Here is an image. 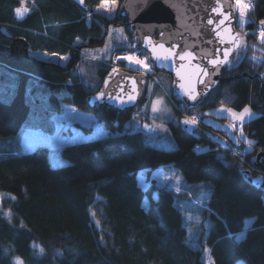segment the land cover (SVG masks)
Returning <instances> with one entry per match:
<instances>
[{
    "label": "trees",
    "instance_id": "trees-1",
    "mask_svg": "<svg viewBox=\"0 0 264 264\" xmlns=\"http://www.w3.org/2000/svg\"><path fill=\"white\" fill-rule=\"evenodd\" d=\"M21 1L10 0L7 5L0 0V81L9 70L20 78L10 99L0 96V136H5L0 143V191L14 196L3 199L13 212L12 220L0 213V264H15L14 255L22 256L25 264H206L207 246L214 264H242V260L264 264V155L260 172L249 164L264 151V40L259 37L264 0H253V6L246 7L245 26L237 18L240 47L200 102L187 108L172 76L155 70L145 81L141 104L125 112L94 107L88 100L101 87L109 64L99 62L101 84L96 89L86 85L77 66L84 61L83 50L105 45L110 26L124 28L132 40L118 53L135 51L131 22L118 12L109 16L95 10L100 0H87L92 6L89 12L71 0H31L27 5L35 11L18 21L14 8ZM39 50L60 53L68 61L43 58ZM119 63L128 69L124 59ZM158 72L169 75L171 89L165 92L178 115V121L170 123L176 141L170 148L147 143L145 131L127 126L147 98L148 81L160 85ZM29 90L40 94L28 99ZM65 104L95 114L107 134L66 143L61 153L69 162L63 165L52 164L47 145L24 151L25 130L55 132L54 115L62 113ZM218 105L236 109L250 105L258 112L242 124L254 142L249 150L243 141L238 147L245 158L213 142L203 126L193 134L183 128L184 109L202 113ZM31 113L33 124L25 129ZM74 124L86 134L93 131L92 125ZM159 166H171L183 180L201 184L195 189L198 193L210 191L204 210L213 221L200 246L187 242L179 205L194 195L187 189L159 186L152 176ZM247 168L254 176L262 174V181L248 178ZM143 170L150 182L146 188L138 179ZM249 217L253 220L247 223Z\"/></svg>",
    "mask_w": 264,
    "mask_h": 264
},
{
    "label": "water",
    "instance_id": "water-1",
    "mask_svg": "<svg viewBox=\"0 0 264 264\" xmlns=\"http://www.w3.org/2000/svg\"><path fill=\"white\" fill-rule=\"evenodd\" d=\"M71 2L84 12L92 10L87 0ZM34 11V7L20 4L14 8V18L24 20ZM118 15L131 22L134 46L147 54L154 70L172 76L173 87L187 108L200 102L221 78L238 50L236 45L241 44L232 0H123ZM225 50H231L227 61L213 64L212 61L225 60ZM186 51L191 55L182 57ZM148 75L144 70L114 69L88 100L94 107L105 105L118 112L135 108L143 101ZM181 124L192 134L200 126L205 127L213 142L224 149H230L231 144L243 146L237 126L213 114H204L200 123L184 117ZM262 155L264 151L258 152L251 162L260 165ZM244 173L255 183L263 179L262 174L254 176L248 168Z\"/></svg>",
    "mask_w": 264,
    "mask_h": 264
},
{
    "label": "rangeland",
    "instance_id": "rangeland-1",
    "mask_svg": "<svg viewBox=\"0 0 264 264\" xmlns=\"http://www.w3.org/2000/svg\"><path fill=\"white\" fill-rule=\"evenodd\" d=\"M29 1L31 0H22L23 4H27ZM120 5L121 3H119V0H100L99 4L95 6V10H99L104 14L113 16L116 12H118ZM233 5L237 12V18L239 22L242 26H245L248 20L246 7L241 8L238 6L237 0H234ZM241 5H245L242 0ZM241 11L244 13L243 16H241ZM240 39L242 42V38ZM131 41V38L128 36L124 28L110 26L106 43L103 47L88 48L83 50L84 56L82 59L84 61L78 64L77 72L90 89H96L101 84V75L98 70L100 66L99 62L106 63L107 60H110L114 55L120 57V59H124L128 69H134V71H147L149 69L150 66L146 61H143V63H136L137 58L132 52H121L118 54V49L126 48V46L129 45ZM37 53H39V56L49 60L59 61L62 63H66L68 61V57H65L64 55H61L57 52L39 50ZM181 56L183 57V55ZM126 57H132L134 59H126ZM163 72H158L156 76L159 79L160 85L157 86L151 81H148L149 89L147 92V98L143 105L127 122V126L129 129H140L145 131L147 143L170 148L176 146V141L170 128V123L177 122L178 115L175 106L170 101L165 92V90L169 91L171 89L168 75L169 73L166 74ZM13 75L14 77H12ZM19 79L15 77V71L9 70L8 76H4L2 81H0V96L5 99H10L19 85ZM35 92L36 90H29L27 92V98L29 97L28 99H30V97L39 96L38 94H40V92ZM40 107L41 103L39 109ZM245 108L249 109L250 115L245 114L243 119L236 118L239 117ZM208 113L218 117H225L226 120L234 123L237 126L239 138L245 143V149H251V146H249L247 142L252 141V138L245 133L242 124L258 115V112L252 108V106L246 105L242 109H236L227 105H218L202 112V114ZM32 114L33 113L29 115V118L24 123L25 129L30 127L29 125L33 124ZM94 115L92 114V116ZM89 117L90 115L87 113V111H84L77 106H70L68 112L65 115H54V120L57 126L55 132L47 133L43 129L32 130L31 128H28V130L25 131L22 139V149L24 151H28L37 144L47 145L50 148V159L53 165L67 164L69 160L61 153V148L66 143L85 139L88 136L102 137L103 135L107 134L106 129L99 122L92 124L93 131L90 134H86L82 129L74 124L76 121H79L81 123L83 122L85 124L91 125V123L94 121V118ZM4 139L5 136H0V143ZM236 148L239 149L238 147ZM145 172L146 170H143L138 174L139 182L144 188L148 187L150 183L145 178ZM152 176L155 178V181L159 186L173 188L177 191L181 189H187L194 195L191 198L185 199L184 203L179 205L181 206L186 219L185 223L188 231L187 242L194 247L200 246V240L202 238L206 239L213 221L210 213L204 210V206L207 199L209 198L210 191L205 190L201 193H198L195 189H197V186L201 184L191 183L183 180L182 175L175 169L169 170L164 167H158L153 170ZM10 197H14L11 192L0 191V213L6 218L12 220V210L9 207H5L3 204V199ZM144 202L147 206L148 199L146 198ZM252 220L253 217H249L247 219V223H250ZM243 234L244 232H241L240 236ZM203 259L206 264H214L208 246L205 247ZM13 260L15 264H25L24 258L20 255H14ZM242 264H247V262L242 260Z\"/></svg>",
    "mask_w": 264,
    "mask_h": 264
},
{
    "label": "built area",
    "instance_id": "built-area-1",
    "mask_svg": "<svg viewBox=\"0 0 264 264\" xmlns=\"http://www.w3.org/2000/svg\"><path fill=\"white\" fill-rule=\"evenodd\" d=\"M242 1L245 3V5L247 7H252L253 6V0H242ZM262 29H264V27H260L259 31H262ZM133 54L140 61H146L145 54H143L141 51H138V50L133 51ZM106 63L109 64L110 71L115 69V68L120 67V64L118 62V57L116 55H114L110 60H107ZM182 114H183L184 117H187V118H189L190 120H192L194 122H199V123L201 122L202 116L199 113L189 112V111H186V109H184L182 111ZM231 149L233 150L234 153L239 154L240 156H242V158H245L244 154L242 152H240L239 149H237L235 146H232ZM249 164L251 166V169H253L255 171H258V172L261 171V168H259L256 165H253L250 161H249Z\"/></svg>",
    "mask_w": 264,
    "mask_h": 264
},
{
    "label": "snow or ice",
    "instance_id": "snow-or-ice-1",
    "mask_svg": "<svg viewBox=\"0 0 264 264\" xmlns=\"http://www.w3.org/2000/svg\"><path fill=\"white\" fill-rule=\"evenodd\" d=\"M81 2H83V0H81ZM237 5L240 6L241 8L247 7L246 5H241V0H237ZM25 11H27V9H25ZM213 11L215 12V11H217V9L214 8ZM17 13H20V9H17ZM243 14H244L243 11H241V16H243ZM211 22L212 21H209V23H211ZM221 23H223V21H221ZM260 23H261V25H264V21H261ZM260 37H261L262 40H264V29H262V31L260 32ZM236 47L239 48L240 45L237 44ZM230 51L231 50H225V52H224L225 60L224 61H212V63L213 64H219V63L226 62L227 61V57L230 54ZM126 59H134V58H132V57H126ZM136 63H143V61H140L139 59H137L136 60ZM130 99H133V98H130ZM193 99H195V97H193ZM245 114H249L250 115V112H249V109L248 108H245L243 110V112L239 115V117H236V118L243 119V117H244ZM247 143L249 144V146H251V144L254 143V142L248 141ZM41 251H43V249H41Z\"/></svg>",
    "mask_w": 264,
    "mask_h": 264
},
{
    "label": "crops",
    "instance_id": "crops-1",
    "mask_svg": "<svg viewBox=\"0 0 264 264\" xmlns=\"http://www.w3.org/2000/svg\"><path fill=\"white\" fill-rule=\"evenodd\" d=\"M70 106H72V107H75L74 105H71V104H65V110L62 112V113H58L59 115H65L67 112H68V109H69V107ZM87 113H89V112H87ZM58 114H56V115H58ZM92 114L93 113H89V115H90V117H93L94 118V121L91 123V125L94 123H98V120H97V117L94 115V116H92ZM89 117V118H90ZM83 123V122H82ZM85 124V123H84ZM32 130H39V129H36V128H31ZM26 130H28V129H26ZM25 130V131H26ZM24 134H25V132H24ZM24 136V135H23ZM104 136V135H103ZM23 139V138H22ZM22 142V141H21ZM22 144V143H21ZM159 167H164V166H159ZM164 168H166V169H169V170H174V168L173 167H171V166H169V167H164ZM180 173V172H179ZM181 174V173H180ZM182 175V174H181Z\"/></svg>",
    "mask_w": 264,
    "mask_h": 264
},
{
    "label": "flooded vegetation",
    "instance_id": "flooded-vegetation-1",
    "mask_svg": "<svg viewBox=\"0 0 264 264\" xmlns=\"http://www.w3.org/2000/svg\"><path fill=\"white\" fill-rule=\"evenodd\" d=\"M1 1L3 2V4H7V5H9V3H10V0H1ZM21 3H23V2L21 1Z\"/></svg>",
    "mask_w": 264,
    "mask_h": 264
}]
</instances>
